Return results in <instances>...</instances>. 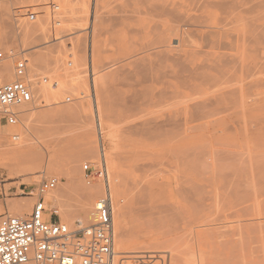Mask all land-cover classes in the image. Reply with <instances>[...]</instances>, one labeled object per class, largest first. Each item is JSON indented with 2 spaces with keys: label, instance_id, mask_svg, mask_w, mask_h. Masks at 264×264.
I'll return each mask as SVG.
<instances>
[{
  "label": "rangeland",
  "instance_id": "obj_1",
  "mask_svg": "<svg viewBox=\"0 0 264 264\" xmlns=\"http://www.w3.org/2000/svg\"><path fill=\"white\" fill-rule=\"evenodd\" d=\"M5 1L0 20L12 22V42L0 49L27 60L33 103L22 109H34L29 134L49 148L44 144L46 161L31 174L13 176L0 165V215H16L15 201L30 204L28 217L36 200L29 192L43 176H56L58 186L46 195L48 215L58 210L57 218L74 226L81 217L65 220L61 200H48L64 194L74 177L79 187L97 191L94 215L83 221L95 222L104 185L89 184L83 165L101 164L98 121L106 117L120 125L113 128L118 167L107 166L113 201L124 206L121 226L114 211L115 251L130 258L124 264H159L132 257L142 253L166 254L169 264H264V0H198L201 7L195 0H144V13L133 19L117 18L115 0ZM83 1L90 2L83 8ZM173 7L183 16L172 17ZM154 33L181 62L162 60L164 75L147 82L130 60L141 37ZM14 62L12 56L2 65L11 72L0 84L15 78ZM16 134L1 136V148L18 152L24 142ZM233 222L232 231L212 232Z\"/></svg>",
  "mask_w": 264,
  "mask_h": 264
},
{
  "label": "built area",
  "instance_id": "obj_2",
  "mask_svg": "<svg viewBox=\"0 0 264 264\" xmlns=\"http://www.w3.org/2000/svg\"><path fill=\"white\" fill-rule=\"evenodd\" d=\"M12 56L15 78L0 84V121L15 125L21 119L19 108L33 103V93L23 55L0 49V66ZM83 171L89 184L99 179L104 185L103 195L95 202V222L86 225L76 221L71 226L57 218L56 210L45 218L46 195L59 183L58 177L45 175L29 192L36 200L28 217L0 215V264H124L130 259L124 254L116 259L119 254L115 251L112 179L105 157L102 156L100 166L85 163ZM151 254L154 253H148ZM159 255L139 259L169 264L166 254Z\"/></svg>",
  "mask_w": 264,
  "mask_h": 264
},
{
  "label": "bare ground",
  "instance_id": "obj_3",
  "mask_svg": "<svg viewBox=\"0 0 264 264\" xmlns=\"http://www.w3.org/2000/svg\"><path fill=\"white\" fill-rule=\"evenodd\" d=\"M3 1H5V0H3ZM94 1H96L97 3V5H98V1L99 0H94ZM110 1V0H109ZM109 1H107V2H109ZM145 2L144 0H115V1H113V2H115L113 5H114V7L115 8H117L118 9V11L120 12V14L121 15H116L117 16V18H121L122 16L123 17H131V19H133V17L134 16H136L135 14H139V13H144V11H143V9H141V7L139 6L140 5V3L141 2ZM146 1H148V0H146ZM190 1V0H189ZM201 2H203V0H200ZM200 1L198 2V0L196 1L195 0V2L197 3L196 5H198V3H200ZM207 1V0H206ZM221 1H223V0H221ZM226 0H224L223 2H225ZM233 1V0H232ZM236 1V0H235ZM7 1H5V4H7L6 3ZM88 2H90V1H83V3H82V7L84 8V7H86V4L88 3ZM178 2V1H177ZM190 2H192V0L190 1ZM219 2V1H218ZM8 3H10V2H8ZM111 3V2H110ZM165 3V2H164ZM209 3V2H208ZM211 3V2H210ZM215 3V2H214ZM220 3H222V2H220ZM226 3V2H225ZM225 3H223L224 5H223V7L225 6H227V4H225ZM142 5H143V3H141ZM146 4V3H145ZM152 4H154V3H152ZM169 4H170V2H169ZM178 4H180V3H178ZM177 4V5H178ZM213 4V3H212ZM107 5V4H106ZM155 5V7L153 6V5H151L150 7H148V8H150L151 9V12H152V10L155 8L156 9V7H158L159 5L158 4H154ZM168 5V4H167ZM185 5V4H184ZM183 5V6H184ZM195 4H194V6H193V9H196V8H194V7H197ZM215 5V4H214ZM146 6H148V5H146ZM186 6V5H185ZM201 6H203V4L202 3H200V7ZM221 6H222V4H221ZM236 6H238L237 4H236ZM152 7H154V8H152ZM218 7V6H217ZM225 7L223 8V9H225ZM228 7H229V5H228ZM81 8V7H80ZM159 8V7H158ZM166 9H167V7H165ZM198 8H199V6H198ZM221 8V7H220ZM146 9H147V7H146ZM154 9V10H155ZM165 9V10H166ZM189 9V8H188ZM219 9V8H218ZM164 10V11H165ZM170 10V9H169ZM171 10H172V8H171ZM170 10V11H171ZM176 10V12H177V9H175V7H173V12H172V17L174 16L175 17V14L177 15V16H181V15H178L179 13H174V11ZM198 10V9H197ZM219 10H221V9H219ZM226 10V9H225ZM117 11V12H118ZM160 11H162L161 9H160ZM168 11V10H167ZM169 11V12H170ZM147 12V13H146ZM145 13L147 14V15H150L149 14V11H146ZM180 12V11H179ZM223 12V11H222ZM115 13V12H114ZM159 14H161L160 12H158ZM167 13V12H166ZM173 13H174V15H173ZM154 14V13H153ZM158 14V15H159ZM163 14V13H162ZM169 14H171V13H169ZM115 15V14H114ZM113 15V16H114ZM146 15V16H147ZM155 16H156V14H154ZM193 15V18L196 16L195 14H192ZM201 14L199 13V15L198 16H200ZM116 16H114L115 18H116ZM183 16V15H182ZM190 16V15H189ZM188 16V17H189ZM198 16H196L197 18H198ZM202 16H204V14L202 15ZM206 16V15H205ZM150 17V16H149ZM191 17V16H190ZM116 18V19H117ZM159 18V17H158ZM176 18V17H175ZM186 18V17H185ZM197 18H196V20H195V18H194V20H195V22H197V24H198V20H199V18H198V20H197ZM205 18V17H204ZM204 18H203V20H204ZM178 19V18H177ZM184 19V18H183ZM190 19V18H189ZM222 19V18H221ZM157 20V19H156ZM174 20V19H173ZM172 20V21H173ZM176 20V19H175ZM188 20V19H187ZM121 21V20H120ZM229 21V20H228ZM157 22V21H156ZM176 22V21H175ZM201 22V21H200ZM203 22V21H202ZM227 22V21H226ZM230 22V21H229ZM95 23H96V20H95ZM137 23V22H136ZM187 23V22H186ZM190 23V22H189ZM155 24V23H154ZM173 24V23H172ZM158 25V24H157ZM159 25H161V24H159ZM201 25V24H200ZM156 26V25H155ZM154 26V27H155ZM0 29L2 30V34H0V47H5V48H8L9 46H10V43L12 42V35H11V33H10V31L9 30H7L8 28H11L10 30H12V22H10L9 20H7V19H4V18H2L1 20H0ZM153 27V26H152ZM142 29H141V31H144L145 30V27H141ZM143 28H144V30H143ZM155 28H157V29H155ZM155 28H153V29H155V30H157V31H159V29H160V26H158V27H155ZM137 30V29H136ZM136 30H134V31H136ZM140 30V29H139ZM138 30V31H139ZM197 30V29H196ZM151 31V30H150ZM156 31V32H157ZM172 31H173V29H172ZM154 31L152 30V33H153ZM162 32V31H161ZM166 31H163L162 33H165ZM175 34L174 35H176V39H177V41H178V43H180V41H181V38L179 37L178 38V33L177 32H174ZM138 34H139V32H138ZM137 34V35H138ZM155 34V35H154ZM153 34V37L154 38H151V39H148L147 37H146V34H144V36H142L141 38H142V40L138 43V47L136 46V48H135V50L132 52L133 54L131 55V56H133L134 57V55H136L135 53H137V56H135L134 57V59H133V57H132V59L130 60L131 61V63L133 62L132 60H134V63L135 64H133L134 65V67L133 68H135V65L137 64V66L139 65V71H140V75L141 74H143V79L145 80V81H147V82H149V80H155V79H157L159 76H161L162 77V75L161 74H159L158 75V72L159 73H162V72H164V71H160L161 69V67L160 66H162V64H160L161 63V61L163 60V61H165L164 59H166V60H170V59H172L173 61H176L177 60V58H179V57H175V55H173L172 54V51L170 50V49H167V48H165L164 47V45H165V43H164V37L163 38H161L160 40L159 39H157V38H155V36H156V33H154ZM157 35H158V32H157ZM159 36V35H158ZM187 36L188 35H186L184 38H186L185 40H188V38H187ZM198 36V35H197ZM157 37V36H156ZM161 37V36H160ZM175 37V36H174ZM173 37V38H174ZM169 38V37H168ZM139 39V38H138ZM192 39H194L193 37H192ZM205 38H203V40H204ZM175 40V39H174ZM195 40V39H194ZM207 40V39H206ZM205 41V40H204ZM176 42V41H175ZM207 42V41H206ZM162 43H164L163 45H161L160 46V44H162ZM187 43V42H186ZM155 44H159V45H157L156 46V48H153V46L155 45ZM167 46V45H166ZM203 47V46H202ZM134 49V48H133ZM189 50V49H188ZM95 49H94V53H95ZM96 54V53H95ZM176 54H178V53H176ZM94 55V54H93ZM130 56V55H129ZM15 57V56H14ZM176 62H181V60L180 61H176ZM175 63V62H174ZM183 63V62H182ZM164 64V63H163ZM178 64V63H177ZM3 65V64H2ZM0 66V80H2L3 78H5V77H8V76H10V72H11V67H10V65L9 64H6L4 67L3 66ZM158 65V66H157ZM160 65V66H159ZM178 65H180V64H178ZM185 65V64H184ZM136 66V67H137ZM159 67V68H158ZM163 67H164V65H163ZM160 69V70H159ZM167 70V69H166ZM169 70V69H168ZM185 70V69H184ZM134 72H136L137 71V68H135L134 70H133ZM131 72V73H133V75L135 74L134 72ZM137 73V75H139V73L138 72H136ZM166 73H168L169 74V72H166ZM172 73V72H171ZM163 75H164V73H162ZM167 74V75H168ZM169 76V75H168ZM170 76H172V75H170ZM134 79V78H133ZM101 83V82H100ZM104 83V82H103ZM153 83V82H152ZM102 84V83H101ZM103 86H105V84L103 85ZM102 87V86H101ZM40 88V87H39ZM32 89V88H31ZM102 89H105V87L104 88H102ZM107 90V89H106ZM103 91H105V90H103ZM102 91V92H103ZM108 91V90H107ZM35 92V91H34ZM33 93V92H32ZM101 93V92H100ZM135 93H136V90H135ZM93 96H94V94H93ZM35 97V96H34ZM95 98V97H94ZM96 100V99H95ZM97 102H98V100H96ZM28 105H31V104H28ZM98 105V104H97ZM96 105V106H97ZM102 105V104H101ZM25 106H27V105H25ZM25 106H21L19 109H20V111H21V114H23L24 115V117H22V115H20L21 116V119H20V122H21V120H22V118L24 119V122H23V126H21V127H19V126H11V127H9V130L7 131V132H5V133H10V132H12V131H14L15 132V130L17 131V134H16V136H15V138H17V136L19 135V137H20V141L21 142H24V144L22 145V147H20V150L17 152V151H13V150H9V149H2L1 147H2V141L0 142V165L1 166H3V167H8L9 169H10V174L11 175H27V174H31V172L33 171V170H35V169H38V168H41L42 166H43V164H44V162L46 161V156H45V150H46V145H47V147H48V142L47 143H42V142H40V141H42V140H40V138H36L37 140L36 141H38V143H36V142H34V140H33V138L30 136V134H29V132L31 131L32 132V130H31V122H32V120L34 119V117L36 116V113H34V109L33 108H24V109H22V107H25ZM103 106H104V104H103ZM102 106V107H103ZM101 107V108H102ZM97 108V107H96ZM100 108V106L97 108V110ZM22 109V110H21ZM100 110V109H99ZM102 110V109H101ZM100 113V111L98 112V114ZM100 115V114H99ZM103 115V114H102ZM107 115V114H106ZM135 115V114H134ZM105 115H103V117H104ZM111 117V116H110ZM99 118V117H98ZM106 118V117H105ZM105 118H101L98 122V132H99V136H100V138H101V146H102V154H103V156L105 157V160H106V162H109V165H110V167H118V161H117V153H118V134H117V132L113 129V128H115L116 127V125H114L115 127H113L112 126V124L113 123H116L117 122V120H114V119H110L111 121L109 122V120H108V122H106L105 121ZM141 118H142V115H141ZM150 119L151 118H149V121H150ZM140 120V119H139ZM23 121V120H22ZM132 121V120H131ZM138 121V120H137ZM151 121H153V120H151ZM146 122H148V121H146ZM154 122V121H153ZM162 122V121H161ZM170 122V121H169ZM172 122H174V119H172ZM141 123V122H140ZM151 123V122H150ZM3 124H6V123H2L1 121H0V126L1 125H3ZM120 124V123H119ZM142 124V123H141ZM140 124V125H141ZM153 124V123H152ZM117 126H119L120 127V125H117ZM5 133L2 131V130H0V138H2L1 136H5ZM121 138V137H120ZM44 144H46L45 146H44ZM49 148V147H48ZM47 148V149H48ZM6 154H10V155H7L6 156ZM4 155H5V157H4ZM7 158V159H6ZM78 174V173H77ZM74 178V177H73ZM73 178H71L70 177V185H69V187L64 191V194H62L61 196H58V195H50V196H48V200L49 201H54L56 198L58 199H60L61 200V202H62V208H61V212H62V214H63V218L65 219V220H67V221H69V222H72L76 217H81L80 219H78V220H76V221H88V220H90L92 217H93V199H94V196L96 195V193H97V191L96 190H94V189H85V188H81V187H79V185L76 183V179L74 180ZM50 194V193H49ZM118 202H119V200H116V199H114V201H113V203H114V211L116 212V218H115V221L117 222V224L119 225V226H121V220H120V217L122 216V214H123V209H124V206H121V204H118ZM120 203V202H119ZM10 205H11V207H12V209H19V212H16V215L17 216H21V217H23L24 216V213H25V211L27 210H30V204H29V207L27 206V208H26V205L25 204H21V203H18V202H15V201H10ZM204 205V204H203ZM202 207V206H201ZM239 208V207H238ZM208 209V208H207ZM225 209V208H224ZM237 209V208H236ZM226 210V209H225ZM57 212H58V210H56ZM229 211V210H228ZM226 212H227V210H226ZM213 213V212H212ZM228 213V212H227ZM219 214V213H218ZM202 215V214H201ZM212 215V214H211ZM227 215V214H226ZM229 215H231V213L229 214ZM49 216L50 215H48V212L46 213V215H45V218H49ZM212 216H216V215H212ZM219 217H221L220 215H218ZM218 216H216L217 218H218ZM213 217V218H214ZM227 217V216H226ZM212 217H208V219L209 220H211V219H213ZM230 218V217H229ZM183 219H185V217L183 218ZM235 219V218H234ZM214 220V219H213ZM219 220H221V219H219ZM224 220H225V217H224ZM185 221V220H184ZM205 221V220H204ZM203 221V222H204ZM84 223V222H83ZM237 223V222H236ZM239 223V222H238ZM198 224V223H197ZM234 224H235V222H233V223H231V224H222L221 226L219 225V226H215V227H213L212 228V232L213 233H215L216 231H221V233L222 232H229V231H232L235 227H234ZM240 224V223H239ZM70 225V224H69ZM180 225V224H179ZM182 225V224H181ZM236 226V225H235ZM240 226V225H239ZM239 226H237V229H238V231H239ZM182 227V226H181ZM186 227V226H185ZM239 227V228H238ZM183 228V227H182ZM183 229H185V228H183ZM215 229H217L216 231H215ZM192 230V229H191ZM211 231V230H210ZM211 232V233H212ZM240 232V231H239ZM115 234H116V232H115ZM238 234H240V233H238ZM222 238V237H221ZM151 240H153V239H151ZM148 241H150V240H146V239H144V240H142L141 242L143 243H145V242H148ZM141 242H139V243H141ZM131 243V242H130ZM129 243V244H130ZM128 244V243H127ZM126 244V245H127ZM135 244V243H134ZM126 245H125V247H126ZM118 246H119V248H122V241L119 239L118 240ZM121 254H119V256H120ZM145 256H149V257H153V255H144L143 253L140 255V254H133L132 255V257H135V258H143V257H145ZM216 257V256H215ZM202 258V257H201ZM218 258H220V257H218ZM117 259H119L118 258V256H117ZM222 259V258H221ZM219 260V259H218ZM222 260H220V262H221ZM143 262H145L144 260H143ZM229 262V261H228Z\"/></svg>",
  "mask_w": 264,
  "mask_h": 264
}]
</instances>
